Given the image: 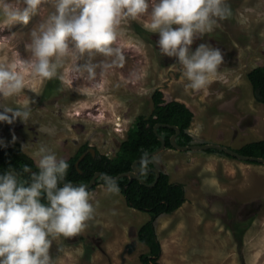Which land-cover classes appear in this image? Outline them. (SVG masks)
Returning a JSON list of instances; mask_svg holds the SVG:
<instances>
[{
  "label": "rangeland",
  "instance_id": "obj_1",
  "mask_svg": "<svg viewBox=\"0 0 264 264\" xmlns=\"http://www.w3.org/2000/svg\"><path fill=\"white\" fill-rule=\"evenodd\" d=\"M226 3L231 16L218 20L211 33L191 46L195 51L206 43L224 54L223 75L206 94L186 91L176 58L159 52L158 33L147 31L143 18L130 20L121 25L124 32L118 39L124 66L103 78L89 82L72 72L73 64L82 67L88 62L87 54L69 61L63 84L33 78L25 70V88L8 106L27 105L31 116L26 122H0V145L19 143L32 158L45 145L67 160L88 143L113 157L135 118L151 113L156 90L164 93L166 102H182L193 111L189 132L197 146L221 145L234 151L264 140V105L254 99L247 77L264 65V0ZM40 20L38 13L26 25L0 22V62L28 58L25 45ZM152 159L160 166L176 162L173 178L187 193L177 214L163 215L155 223L161 263L264 264L263 164L171 149ZM105 189L99 186L92 192L95 214L87 227L74 237L53 241V258L62 257L64 264H141L139 257L148 249L138 242L137 232L151 215L130 208L120 192Z\"/></svg>",
  "mask_w": 264,
  "mask_h": 264
},
{
  "label": "clouds",
  "instance_id": "obj_2",
  "mask_svg": "<svg viewBox=\"0 0 264 264\" xmlns=\"http://www.w3.org/2000/svg\"><path fill=\"white\" fill-rule=\"evenodd\" d=\"M38 13L41 20L25 45L28 58L0 62V122H26L31 116L27 105L8 106L25 88V70L33 78L63 84L69 61L85 54L88 62L73 64L71 70L89 82L122 68L125 56L118 39L124 32L121 25L130 20L143 18L145 29L158 33L159 52L176 58L186 91L206 94L223 75L220 48L201 43L192 51L191 46L211 33L218 20L231 16L226 0H0V22L5 25H26ZM33 159L38 173L27 165L22 168L29 179L18 178L11 169L0 175V264H64L62 257L51 255L53 241L80 234L94 219V196L86 185L66 180V159L45 145ZM105 186L108 193L119 191L111 178Z\"/></svg>",
  "mask_w": 264,
  "mask_h": 264
},
{
  "label": "trees",
  "instance_id": "obj_3",
  "mask_svg": "<svg viewBox=\"0 0 264 264\" xmlns=\"http://www.w3.org/2000/svg\"><path fill=\"white\" fill-rule=\"evenodd\" d=\"M247 77L254 99L264 105V65L252 69ZM151 100L153 105L151 113L135 118L133 126L127 132L126 139L120 144L113 157L102 154L98 149L90 147L88 143L83 144L72 157L67 159L69 169L66 180L71 183L88 185L97 172L111 178L130 172L136 161L144 159L160 148L162 144L160 138L165 141L166 149L176 150L170 141L171 137L176 134L174 127L180 129V134L176 139L178 145L183 147L196 145L189 132L195 116L193 111L182 102H166L161 90H156L152 94ZM156 125H160L157 134L154 132ZM90 149L96 151L95 157L89 152ZM234 151L246 157L264 158V140L250 142ZM205 152L234 158L216 149H208ZM85 153L87 154L77 169L76 163ZM248 163L261 165L257 162ZM25 165L30 167L32 172L38 173L39 170L34 159L24 151L19 143L0 145V175L11 169L19 174V178L29 179L30 173L22 172ZM138 168L142 170L139 179L145 184L136 179L130 182L128 177H123L116 181L118 192L124 196L130 208L151 215V219L143 224L137 232L138 242L148 249L147 253L140 255V263L163 264L160 262L162 247L156 233L155 223L159 217L172 215L183 207L187 201L186 186L182 183L171 182L170 175L162 170H160L158 182L155 186H151L156 179V174L151 170L158 168L152 158L139 163ZM99 186H105V178H98L95 186L89 191L92 193ZM42 202H46V200H42Z\"/></svg>",
  "mask_w": 264,
  "mask_h": 264
},
{
  "label": "water",
  "instance_id": "obj_4",
  "mask_svg": "<svg viewBox=\"0 0 264 264\" xmlns=\"http://www.w3.org/2000/svg\"><path fill=\"white\" fill-rule=\"evenodd\" d=\"M160 125H156L155 128H154V132L157 134V130H158V127ZM175 130H176V134L174 136L171 137V144L173 146L174 149H176L177 151H181V152H186V151H206L208 149H216V150H220V151H223L229 155H231L232 157L234 158H237L239 160H242V161H247V162H257V163H260V164H263L264 165V158H258V157H246V156H243V155H240L239 153L229 149V148H226V147H223L221 145H202V146H197V145H192V146H186V147H183V146H180L176 143V139L177 137L179 136L180 134V129L177 128V127H174ZM162 144L160 146L159 149H157L155 152L151 153L150 155H148L147 157H145L144 159L142 160H138L136 161L134 164H133V169L132 171L130 172H127V173H123V174H120L118 175L116 178H111L109 177L108 175H105L101 172H97L94 177L91 179L90 183L87 186L88 190L93 188L96 184V181L98 178L100 177H103V178H111L113 179L115 182L117 180H119L120 178H123V177H128L130 182H132L133 180H139L142 184H145L143 181H141L139 179V174L142 172L141 169L138 168V164L141 163L142 161H145L149 158H153L155 156H157L158 154H160L162 151H164L166 149V143L165 141L160 138ZM89 152L95 157L96 156V151L94 149H90ZM87 153L83 154L78 162L76 163V168L79 169V164L80 162L85 158ZM160 170L162 171H165L164 167L161 166V168H153L151 171H153L155 174H156V179H155V182L151 185V186H155V184L158 182L159 180V177H160ZM19 178V177H18ZM74 185H77L76 183H73ZM132 247L130 246L129 249H131Z\"/></svg>",
  "mask_w": 264,
  "mask_h": 264
},
{
  "label": "crops",
  "instance_id": "obj_5",
  "mask_svg": "<svg viewBox=\"0 0 264 264\" xmlns=\"http://www.w3.org/2000/svg\"><path fill=\"white\" fill-rule=\"evenodd\" d=\"M175 164H176V162H168V163H166V162H162V164H161V166H163L164 167V169L166 168L167 169V172H168V174L170 175V178H171V182H173V183H178V182H176V180L173 178V172L174 171H177L176 169H175ZM159 168L161 167L160 165H158V164H156ZM176 168H178V167H176ZM180 169V168H179ZM187 194V193H186ZM179 210H181V208L179 209ZM179 210L178 211H176L175 213H173V214H177L178 212H179ZM165 216H167V215H165ZM160 218V217H159ZM158 218V219H159ZM162 218V217H161ZM160 218V219H161ZM164 218V217H163ZM157 219V220H158ZM156 220V221H157Z\"/></svg>",
  "mask_w": 264,
  "mask_h": 264
}]
</instances>
